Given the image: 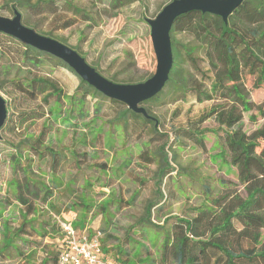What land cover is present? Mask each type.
I'll return each mask as SVG.
<instances>
[{"label":"rangeland","instance_id":"1","mask_svg":"<svg viewBox=\"0 0 264 264\" xmlns=\"http://www.w3.org/2000/svg\"><path fill=\"white\" fill-rule=\"evenodd\" d=\"M170 1L131 0L114 6L112 0H0V16L11 18L16 9L24 25L64 41L104 77L134 83L150 77L156 66L144 19L153 18ZM68 4L82 13L76 14ZM172 36L189 46L198 45L195 36L186 31L175 30ZM15 44L0 34V95L8 102L10 118L16 119L12 125H18L15 113L36 109L43 110L44 116L17 130L6 127L0 132V162L7 161L12 145L27 139L31 142L45 133V145L65 154V162L74 159V164H65L63 171L50 174L43 162L31 158V150L20 146L24 157L34 160L33 172L41 192L49 194L35 202L31 215L25 214V207L16 199L13 181L5 174L8 165L0 168V250L5 249L0 264H51L46 263L48 254L62 238L57 222L70 214L79 231H101V249L112 258L118 253L124 260L120 264H174L160 260L167 235V228H159L164 219L171 218L170 225L177 222L176 217H198L204 239L209 235L208 227L222 216L220 207L230 209L236 198L246 196L235 167L228 162L224 130L213 117L199 121L213 105L225 101L223 92L199 102L195 92L170 94L166 87L157 99L142 103L158 119L156 133L151 126L139 128L127 114L109 112L108 98L99 94L85 101L78 94L62 101L49 97V104H44L43 95L30 98L18 91L14 83L28 89L27 82L33 76L52 74L54 67L53 62L40 67L23 64ZM195 55L201 59L205 75L195 73L187 62L183 67L194 75L192 87L203 93L210 90L213 72L202 49L197 48ZM68 74L71 76V71ZM241 81L251 109L241 112L239 128L249 134L264 121L258 115L249 119L257 106L264 107V88H254L249 75H243ZM99 105L101 110L96 112ZM186 128L200 131L201 143L182 136L179 142L172 140ZM83 153L89 155L85 160L80 155ZM162 167L169 168L170 174H162ZM259 231L262 242L264 228ZM251 245L247 238L238 244L230 242L235 251ZM248 264L262 263L254 260Z\"/></svg>","mask_w":264,"mask_h":264},{"label":"trees","instance_id":"2","mask_svg":"<svg viewBox=\"0 0 264 264\" xmlns=\"http://www.w3.org/2000/svg\"><path fill=\"white\" fill-rule=\"evenodd\" d=\"M41 1L43 2V0H38V3ZM130 1L112 0V4L121 6ZM68 8L76 14L80 15L82 13L76 6L68 4ZM67 26L68 24H64V27ZM175 30L192 34L197 39L198 45L189 46L176 40L172 36ZM35 31L41 35L54 38L49 33ZM0 34L16 43L14 45L15 52L23 64L29 67L30 65L40 67L46 62H53L52 74L46 73L47 76H33L27 82L28 89L19 83H14L18 91L27 93L30 98H35L37 94L43 95L44 104H49V97H55V100L62 101L65 98H70L73 94H78L83 101L92 94H99L103 97L101 93L82 81L60 59L24 44L10 35ZM170 39L173 64L169 72V78L159 93L143 103L157 99L166 87H169L170 94L181 93L185 95L187 91L195 92L196 99L199 102L212 99L213 94L218 91L223 92V97L226 98L225 101L213 105L200 117L199 121L213 117L218 123V127L224 130L225 147L229 156L228 162L235 167L238 181L245 190L246 196L236 198V203L230 209L220 207L222 216L217 223L208 227L209 235L204 239L201 238L202 233L197 224L198 217L193 220L176 217L177 222L170 225L167 223L172 219H164V225L159 228H167V235L161 246L160 260L163 263L172 262L174 264H248L258 260L264 264V241L260 242L259 239L261 236L259 230L264 228V121L260 127L255 128L249 134L239 128L241 112L251 109V103L242 87L243 75L253 77L254 88H264V0H244L229 14L226 23L223 22L220 16L210 13L191 11L182 14L173 22ZM58 41L66 44L62 40ZM197 48L203 50L208 69L213 72L210 90L203 93L192 87L195 81L194 75L192 73L187 74L183 67L184 62H187L195 73L201 76L205 75L200 68L201 59L195 55ZM90 65L100 73L96 66L91 63ZM68 70L78 80L72 95L67 93L66 86L68 84L63 82L65 76L68 75L65 71L68 73ZM106 78L117 83L115 77ZM137 82L141 81L138 80L134 83ZM107 107L109 108L108 111L114 115L124 116L127 114L135 125L143 130L144 127L151 126L155 132L157 131L158 119L146 107L144 108L149 117H144L142 114L129 110L123 102L116 99L108 98ZM100 110L101 106L99 105L96 112H100ZM109 112L107 113L109 114ZM9 115L7 107V115L0 132L6 127L10 130H17L19 127L34 123L44 116V112L43 110L31 109L26 112L15 113V117L18 118V125H12V122L15 123L16 119L12 120ZM257 115L264 119L263 106H257L256 113L250 114L249 119L255 120ZM8 121L11 125H8ZM126 123L127 120L124 123L125 127ZM182 130H184L183 135L174 136L172 140L179 142L182 136L193 139L198 144L201 143L202 135L200 131L189 130L188 128ZM45 137V133H39L31 142L27 139L22 140L17 146L12 145L10 149L12 153L7 156V161H2L4 164L12 166V184L14 185L16 199L25 207L26 215L33 213L35 202L41 194L38 182L33 179L36 172H33L34 160L32 159L49 164L51 171L55 172L64 162L66 156L47 147ZM21 145L32 151V159L24 157L20 149ZM163 148L164 146L161 147V149ZM80 155L82 160L89 157L87 153ZM163 159L165 161L166 153ZM160 172L165 173L167 176L170 174V169H163L162 167ZM225 196L223 195L220 201ZM147 205L145 214L148 219L152 204ZM233 220L239 225H236ZM22 227L23 224L20 225L18 231L22 230ZM243 238L251 240V247H239V250L235 251L230 246V242L233 241L238 244ZM58 248H52L46 263L57 264ZM4 250H0V254ZM123 261L120 260L118 253H115V258L111 259L114 264H120L119 262Z\"/></svg>","mask_w":264,"mask_h":264},{"label":"water","instance_id":"3","mask_svg":"<svg viewBox=\"0 0 264 264\" xmlns=\"http://www.w3.org/2000/svg\"><path fill=\"white\" fill-rule=\"evenodd\" d=\"M244 0H171L153 17L145 18L149 26V36L155 55L154 73L144 81L137 83H116L102 74L76 50L58 41L44 36L21 22V14L13 10V17L0 16V32L10 35L24 44L51 54L70 67L82 81L103 96L123 102L126 107L144 117H149L142 103L159 93L169 78L173 64L170 30L174 20L185 13L200 11L220 16L224 23L230 13ZM6 100L0 95V129L7 115Z\"/></svg>","mask_w":264,"mask_h":264},{"label":"built area","instance_id":"4","mask_svg":"<svg viewBox=\"0 0 264 264\" xmlns=\"http://www.w3.org/2000/svg\"><path fill=\"white\" fill-rule=\"evenodd\" d=\"M57 225L62 235L57 264H114L102 252L101 231H79L69 221H58Z\"/></svg>","mask_w":264,"mask_h":264},{"label":"crops","instance_id":"5","mask_svg":"<svg viewBox=\"0 0 264 264\" xmlns=\"http://www.w3.org/2000/svg\"><path fill=\"white\" fill-rule=\"evenodd\" d=\"M66 72V74H68L67 73V71H65ZM72 76V75H71ZM71 76H69V74L68 75H66L65 76V80L63 81L64 83H67L68 85L66 86V90H67V93L68 94H72L73 93V91H74V89L76 88V86H77V84H78V80L75 78V77H71ZM46 142V141H45ZM56 151V150H55ZM58 152V151H57ZM62 153V152H61ZM69 163V164H68ZM46 166V169L48 170V172L50 173V174H54V175H56V174H58V173H60L61 171H63V169H65V164H68V166L69 165H71V164H74V159H68L66 162L64 161L59 167H58V169L55 171V172H52L51 171V169H50V167H49V164H47V163H44ZM8 165V166H7ZM6 166V169H8V172H6L5 174H7V176H9L10 177V179L12 180V173H13V169H12V166H10L9 164H7ZM2 167H4L5 168V166H4V163L1 161L0 162V168H2ZM33 177H35V176H33ZM34 180H36V177L35 178H33ZM46 196V195H49L48 194V192H46V193H44L43 191L41 192V194H40V197L41 196ZM39 197V198H40ZM45 199H47L46 197L45 198H43V200H45ZM35 211V210H34ZM34 211H33V213H34ZM33 213H31V214H33ZM31 214H28V215H31ZM62 220L63 221H69V222H71L72 223V225L76 228V226H75V217L72 215V214H70V217H68V218H62ZM93 234V233H92ZM103 236V235H102ZM101 239H102V237L100 238V243H101ZM7 245L8 244H5V246L4 247H7ZM59 245H60V242L58 243H55L54 245H53V248H58L59 247ZM104 253V252H103ZM106 254V253H105ZM107 256H109V255H107ZM111 259H113L111 256H109ZM115 258V257H114Z\"/></svg>","mask_w":264,"mask_h":264}]
</instances>
